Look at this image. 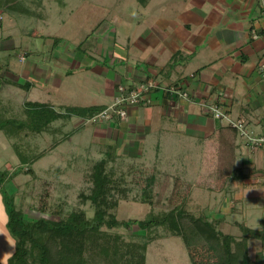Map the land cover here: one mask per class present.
<instances>
[{
	"label": "rangeland",
	"instance_id": "1",
	"mask_svg": "<svg viewBox=\"0 0 264 264\" xmlns=\"http://www.w3.org/2000/svg\"><path fill=\"white\" fill-rule=\"evenodd\" d=\"M8 1L9 5L0 8V76L12 82L2 87L5 106L2 118L12 119L14 125L29 118L23 111L26 108L24 101L29 99L37 98L60 112L65 111V106L103 103L97 93L104 79L79 68L73 69L74 74L64 79L62 86L57 88L39 84L28 97L27 86L20 84V87H12L17 85L13 84L17 83L14 80L25 81L22 73L28 62L44 60L59 72L56 70L57 62L61 70L65 71V60L57 59L56 54L67 50L70 54L83 53L89 59L87 64L90 67L97 63L111 64V52L125 66L126 55H131L135 46L142 42L141 34L146 19L151 15L161 20L174 15V4L177 5L176 0H166V3L163 0H150L147 6L140 5L137 0ZM20 6L33 14L17 10ZM112 37H115L116 43L108 48L105 45L112 44ZM56 38H59L58 42ZM24 58L25 61H22ZM117 68L120 65L117 64ZM119 85L126 86L123 83ZM109 90L112 92L110 87ZM108 97L112 99V95ZM85 119L87 124L80 130L79 127L73 128V123L66 119L52 122L50 129L41 133L26 128L10 137L0 130V173L5 174L0 180L1 263L4 264L12 254L15 243L6 227L5 200L9 206L20 209L27 220L39 216L57 218L53 214L56 210H60L61 217L71 210L80 209H84L88 216L92 215V209L81 200L79 193L89 192L91 166L106 157L108 148L107 144H92L90 132L98 120ZM14 144L20 150L19 153L26 157V162L21 160ZM184 149L185 146L172 140L163 148L169 161L161 164L156 162L152 153L154 151H139V158L136 159L114 151L115 155L108 162L107 169L114 177L123 178L120 186L126 189V196L114 191L118 198V205L113 210L116 217L119 220L143 219L151 213L180 206L194 214L203 213L211 219H217V227L221 231L237 237H244L245 227L260 228L264 213V163L255 160L254 166L244 169L248 174L245 179L227 181L223 176L217 178V168L205 169L202 179H195L196 169L191 168L192 177L179 179L173 175L186 171L182 169V160L178 159L185 152ZM40 152L42 157L35 160L34 157ZM196 155L200 161L201 158ZM29 168L30 171H26ZM151 177L153 179L149 181ZM150 184L153 195L151 203L142 199L143 190ZM44 189L49 192L48 200L44 203L46 206L41 203ZM39 206H44L46 211L39 212ZM110 230L121 233L127 240L131 239L132 232L140 231L136 227L129 230L123 226ZM150 235L145 250V264H191L188 251L179 236L170 234L161 226H155ZM247 243L250 257L253 258L257 251L264 252V244L260 240L248 239Z\"/></svg>",
	"mask_w": 264,
	"mask_h": 264
},
{
	"label": "crops",
	"instance_id": "2",
	"mask_svg": "<svg viewBox=\"0 0 264 264\" xmlns=\"http://www.w3.org/2000/svg\"><path fill=\"white\" fill-rule=\"evenodd\" d=\"M175 3L174 15L162 20L152 15L146 19L142 42L131 55H126L125 66L112 52L111 64L97 63L90 67L83 53L70 54L64 50L56 57L65 60V71L57 62L59 72L44 60L30 61L23 68L25 81L14 80L17 83L13 84L17 85L12 87L27 86L29 97L40 85L62 86V81L74 74L73 69L79 68L104 79L97 93L103 103L96 105L106 106L116 96L119 83L132 87L152 78L158 86L148 92L150 101L130 106L125 119L112 116L96 121L90 132L92 144L112 145L117 154H127L130 159L139 158V151H154L156 162L161 164L169 161L163 148L176 140L185 146L178 159L186 171L173 177H192L193 168L194 178L202 179L205 169L217 168L221 128H231L225 119L215 118L209 106L217 105L229 118L243 120L245 128L255 134L264 133V78L258 68L264 60V0H176ZM111 41V45L105 46L112 47L115 37ZM66 120L79 130L87 124L79 116ZM233 140L234 167L248 176L244 169L254 166L255 160L264 163V150H249L237 135Z\"/></svg>",
	"mask_w": 264,
	"mask_h": 264
},
{
	"label": "trees",
	"instance_id": "3",
	"mask_svg": "<svg viewBox=\"0 0 264 264\" xmlns=\"http://www.w3.org/2000/svg\"><path fill=\"white\" fill-rule=\"evenodd\" d=\"M137 1L146 6L150 0ZM5 4L9 5L10 2L0 0V8ZM17 10L33 14L24 6ZM56 39L58 42L59 38ZM9 83L10 80L0 76V130L10 137L16 131L26 128L36 133L47 131L52 122L71 116L90 120L105 107L65 106V111L60 112L46 103L28 100L24 102L26 108L23 111L29 118L20 121L19 125H14L12 119L2 118L5 113L2 87ZM236 135L237 131L233 128L225 127L220 130L217 178L223 176L225 180H232L247 176L234 167L233 139ZM14 146L21 160L26 162V157L19 153L16 144ZM107 148L106 157L91 166L89 192L79 193L81 200L88 203L92 209L91 216H88L84 209H80L71 210L61 217L60 210H56L53 214L57 215V218L39 216L27 220L20 209L9 206L5 200L6 227L15 243L12 254L4 264H145V250L150 240V232L155 226H161L170 234L182 239L191 264H264V252L257 251L253 258L250 257L247 243L248 239H257L264 244V213L260 228H243L242 238L221 231L217 227V219H211L203 213L194 214L180 206H171L151 213L143 219L119 220L113 212L118 205L114 191L126 196V189L120 186L123 178L114 177L107 169L108 162L113 159V154L115 155L114 146L107 145ZM42 155L40 152L34 159L37 160ZM26 171H30V168ZM4 175L0 173V180H3ZM152 179L151 177L149 181ZM150 187L151 184L146 186L142 193V199L149 203L153 198ZM48 197L49 192L44 189L41 201L44 206ZM44 206H39L38 211L45 212ZM120 226L129 230L136 227L140 231L132 232L131 239L127 240L121 233L110 230Z\"/></svg>",
	"mask_w": 264,
	"mask_h": 264
},
{
	"label": "built area",
	"instance_id": "4",
	"mask_svg": "<svg viewBox=\"0 0 264 264\" xmlns=\"http://www.w3.org/2000/svg\"><path fill=\"white\" fill-rule=\"evenodd\" d=\"M264 13V9H263ZM1 18V15H0ZM254 36L256 34L254 33ZM259 71L264 78V60L259 63ZM158 83L150 78L141 82H138L132 87L118 86L117 94L113 101L106 105L99 113H97L90 120H105L110 119L113 115H116L120 119H124L127 116L128 108L132 105L149 102L148 92L156 88ZM174 92V91H173ZM182 95H186L182 93ZM209 110L215 118L220 120H226L231 128L237 131L238 137L242 138L249 150H264V133L255 134L249 129L245 128V122L241 119H231L225 114L219 106L211 105Z\"/></svg>",
	"mask_w": 264,
	"mask_h": 264
}]
</instances>
